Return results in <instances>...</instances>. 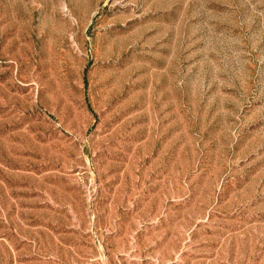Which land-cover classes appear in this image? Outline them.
Masks as SVG:
<instances>
[{
  "label": "rangeland",
  "instance_id": "obj_1",
  "mask_svg": "<svg viewBox=\"0 0 264 264\" xmlns=\"http://www.w3.org/2000/svg\"><path fill=\"white\" fill-rule=\"evenodd\" d=\"M0 264H264V0H0Z\"/></svg>",
  "mask_w": 264,
  "mask_h": 264
}]
</instances>
